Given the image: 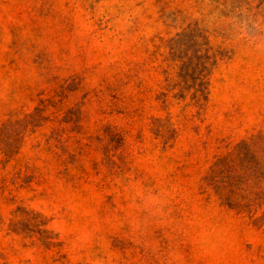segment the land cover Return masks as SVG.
<instances>
[{"label": "rangeland", "instance_id": "obj_1", "mask_svg": "<svg viewBox=\"0 0 264 264\" xmlns=\"http://www.w3.org/2000/svg\"><path fill=\"white\" fill-rule=\"evenodd\" d=\"M0 264H264V0H0Z\"/></svg>", "mask_w": 264, "mask_h": 264}]
</instances>
